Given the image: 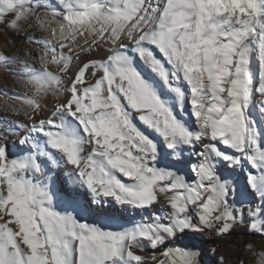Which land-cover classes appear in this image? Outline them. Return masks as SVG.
I'll list each match as a JSON object with an SVG mask.
<instances>
[{"label": "snow or ice", "instance_id": "6c2138e0", "mask_svg": "<svg viewBox=\"0 0 264 264\" xmlns=\"http://www.w3.org/2000/svg\"><path fill=\"white\" fill-rule=\"evenodd\" d=\"M0 29V264L264 242V0H0Z\"/></svg>", "mask_w": 264, "mask_h": 264}, {"label": "rangeland", "instance_id": "374dc122", "mask_svg": "<svg viewBox=\"0 0 264 264\" xmlns=\"http://www.w3.org/2000/svg\"><path fill=\"white\" fill-rule=\"evenodd\" d=\"M260 242L258 237L250 236L241 229L219 238H206V242L196 241L204 249L203 264H243L244 261L252 258L251 253L246 250L248 244H252L255 248ZM212 249H216L215 252L211 251Z\"/></svg>", "mask_w": 264, "mask_h": 264}, {"label": "bare ground", "instance_id": "6f19581e", "mask_svg": "<svg viewBox=\"0 0 264 264\" xmlns=\"http://www.w3.org/2000/svg\"><path fill=\"white\" fill-rule=\"evenodd\" d=\"M21 39H22V37L12 36L11 34L5 33L2 29H0V47H3L4 44L6 43V41H8V40L19 41ZM4 87L13 88L14 85H13V82L11 79H6L4 74L0 73V89H3ZM15 87L19 88V85H15ZM4 99H5V97L0 96V104L3 103ZM262 243H264V242L261 241L260 244L257 247H255L254 249L258 250Z\"/></svg>", "mask_w": 264, "mask_h": 264}]
</instances>
